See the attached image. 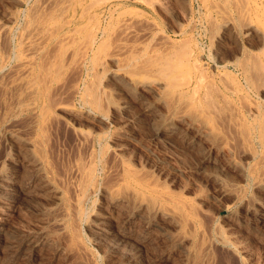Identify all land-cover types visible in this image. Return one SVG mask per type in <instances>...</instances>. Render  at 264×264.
<instances>
[{"label": "bare ground", "instance_id": "1", "mask_svg": "<svg viewBox=\"0 0 264 264\" xmlns=\"http://www.w3.org/2000/svg\"><path fill=\"white\" fill-rule=\"evenodd\" d=\"M10 1L11 5H14L13 8H15L8 17H11V24L0 21V161H2V168L4 167L0 169V202L7 206L10 199L13 200L15 197L22 194H29L31 192L36 193L38 191H40V193H42L41 191H44V193L47 191L50 192L52 204H54L61 212L60 214L63 215V220L60 225L66 233H69L74 246L81 245V242L78 241L79 239H76L81 233L79 230L81 226L84 227L87 224V228L95 229L102 237L109 240L108 242L114 243L113 245L117 247V249H120L118 248L120 246L122 248V245H125L126 248L127 244H132L134 242L131 238L133 230L128 224V226L125 227L117 226V222L121 221L120 218H118L120 221L117 220V216L125 213L127 214L128 220L136 217L139 219L141 218V223L145 227L143 237L146 239L152 240L155 238V240L158 241L157 235L163 234V232L167 230L170 235L176 234L175 237L177 238H175L176 241H174L181 249L179 253H176L178 256L181 253L184 254V256L185 254L191 255L193 250L191 251L190 248L195 244H199L197 250L201 249L205 255L210 254V251H212L211 248L216 244L211 247V243H205V239H208L206 238L208 237L207 235L212 232V220L208 217L210 213H208L209 210H206L207 206H204L206 207L204 208L200 203H197V200V202H195L199 207L192 202L186 201L184 197L187 194H183L185 191L181 190V187H179V189L177 188L176 191V187H173L174 185H172L174 188L172 189L161 176V181H159L158 178L154 179L155 174L152 175L153 179L150 178L151 175L149 173L151 170H149L148 173L150 176L148 174V176L145 175L148 166L144 164L146 170L144 169L145 171L143 172L144 167H139L138 163V167H135L128 161H124L128 159L127 155V159L122 158L123 160L120 161L116 160V156L118 155H114L115 158L109 161L108 152L102 144L106 129L103 131L100 125L102 129H98L99 126L98 128L95 126L97 129L89 128L82 125V122H78L82 119L86 120L93 118V120L97 119V122L99 121L100 123L102 120L105 121L108 117V112L110 113L112 109L119 108V105L115 106L110 100V92L107 90L109 85L105 83L106 80L110 79L113 83L115 81V83H117L116 85L126 86L127 89H135L139 95L149 91L153 85H157L158 87H156L158 89H156L159 91L156 100L157 103L162 104V108L164 106L165 109V113H162L163 118L160 120V122H164L165 127H161L162 129H159V131L163 130L166 133L169 132L174 134L177 131L174 130L175 127L173 123H186L187 127H189L188 129H196V135L192 138L189 137L188 148L200 147L198 143L199 139H208L209 141L207 140V142L210 143L208 144L212 149L216 150V153H221L224 148H229L232 153L237 152L240 155L241 159L239 158V160L241 161L235 165V167L238 168V172L241 173V178L243 177L246 182L248 179L249 183L251 181L256 189L264 190V0H201L202 6L204 5L211 15H221L223 19H221V23H223L222 25L220 24L221 27L218 26L221 31L219 34H216L217 44L215 50L217 53L225 49L223 46L227 43L224 44V42L230 38L229 33L231 30L234 31L236 29L235 31H237V34L240 33L245 42H248L247 45H242L241 47L237 46L240 48L237 50L234 57H230L228 53L229 56L223 58L224 62L219 63V61L214 63L212 70H208L207 67L203 66L194 49L184 37H182L183 39L181 38L180 41V38L178 40L172 39L164 31H160L154 21L145 17V14L149 13L148 6L151 5L149 3H153L151 0L150 2L148 0H9L8 2ZM4 2H6V0ZM182 6L184 5H181V7ZM124 7H128L133 11L128 12ZM230 12H234L235 16H230ZM21 14L23 15V19L20 21L19 18ZM4 16L6 17V15ZM210 18L215 20L212 16ZM207 23L208 25L211 24L209 22ZM172 24L174 25V23ZM138 25L140 26L138 27ZM216 25L219 24L217 23ZM177 26L179 29L177 27L178 30L176 29V34H180L181 36L185 35V28H181L180 25ZM210 26V29L214 27V23ZM214 30H216L215 32L219 31H217V29ZM233 34L235 36V33ZM143 36L149 39L151 38L153 42H143L140 38ZM145 37H143V40ZM191 37H189V39H191ZM149 39L146 41H149ZM229 41L231 42V40ZM235 41V43L240 42L239 39ZM237 45H241V43ZM225 51L228 52L227 50ZM225 51L219 54L222 55ZM234 54L235 53H233V55ZM200 56L199 58H201ZM111 62L116 66L111 67ZM238 75L242 76L243 81ZM113 83H111L112 86L110 84L112 88H114ZM127 89H125L126 92ZM130 89H128L129 92ZM248 89L251 91L253 90L260 100L255 101L253 98H250L247 93L249 92L247 91ZM113 92L111 91V93ZM147 93L146 96L150 94V91L149 94ZM157 94L155 92L156 96ZM136 95L139 97L138 94ZM144 96L145 95H143V97ZM152 97L149 100L155 102V100H153L155 97ZM142 100H139V102ZM127 105H129L128 99L123 106L126 107ZM143 105L144 104L141 105L140 103V106ZM151 106L153 105L151 104ZM128 107L129 106H127V109H130ZM158 107L160 106L154 107V113ZM122 109L125 108L122 107ZM148 112L150 113V111ZM126 114L129 113H125L124 115ZM132 116L134 115L132 114ZM127 118L129 117L127 116ZM125 119L126 118L123 120ZM138 119H140V117ZM89 121L87 123H89ZM77 123L78 125H75ZM162 125L161 123V126ZM159 126L157 127L159 128ZM182 127H184V125ZM124 128L126 127L124 126ZM54 129L55 131L58 130L62 131L64 134H69L80 144L79 146L76 145L77 148L73 146L74 148L71 150L73 151L75 149V151L71 152L70 155L72 156L69 158L70 160L68 162L65 161L67 163L64 167L61 166L62 163L61 165L59 163L62 161L60 160L58 162L57 160V158L60 159V155L57 153L59 157L56 158L57 155L55 156L54 154L56 152L53 151L55 147H53L54 145L52 146L51 143V131ZM183 130L185 129L183 128ZM159 131L157 133H159ZM179 133L180 131L178 134ZM55 134H57V132H55ZM120 136L122 137V135ZM177 136L178 135H176V137ZM183 136H185V134H183ZM131 138L133 137L131 136ZM218 139H220V141ZM53 141L55 140L53 139ZM119 141L118 143L120 144ZM131 143L133 144V141ZM208 144L206 145V143H204L205 146H208ZM110 150L108 149V151ZM230 150L227 151L230 152ZM114 151L112 150V152L110 151L108 154ZM221 154H223V152ZM212 158H216V155ZM235 158H238V156ZM169 160L171 161V159ZM214 160L215 159H213V161ZM140 161L144 163V161ZM207 163L209 162L207 161ZM172 167L171 165V168ZM149 168L150 166L148 169ZM168 170H170L169 167L165 171ZM162 172L159 171L158 173ZM183 172L184 171H182L181 174H183ZM238 172L236 171L234 173L237 174ZM168 174L169 178L171 177L172 181L174 180L175 182L176 176H173L171 172ZM242 181L243 180H241V182ZM208 183L210 182L208 181ZM238 185H241L240 187L242 188V184ZM249 185L248 187H251V184ZM236 189L234 190V194L238 195L240 189ZM180 190L181 193L178 192ZM229 191L231 190L229 189ZM99 192L102 194V205L100 206L99 204V209L95 210L94 208V211L90 212V208L88 209L87 207L89 206L86 207V204L92 200L91 198L95 193ZM220 193H222V191ZM46 194L48 195V193ZM182 194L185 196L183 197ZM215 198H217V196ZM224 198L222 200H224ZM242 198L243 196H241V199ZM193 200H195L194 196ZM206 201L207 200H205V202ZM226 202L228 201L226 200ZM251 204L247 206V209L253 213V211L255 212L256 210V206L255 203ZM259 204L257 206H259ZM90 206H92V204ZM200 206L203 208H200ZM230 206L232 205L230 204ZM230 206L228 205L229 208ZM228 207L226 205L222 207L221 213L229 219L228 226L231 228V230L229 229L231 231L230 234L240 236L245 232L249 233L247 230L251 232L252 228H249L250 225L247 226L243 222L238 221L239 218L236 219V216L230 215L232 211H229V213ZM56 208L53 209L56 210ZM245 221L248 222L247 219ZM257 221H259L257 226L263 228L264 218L258 217ZM225 222L226 220L223 223ZM55 224L56 223H54V225ZM199 226L201 228L200 233L198 230ZM217 226L218 225H216V228ZM61 227L59 229H61ZM152 230H156L158 234L152 235ZM229 230H227L228 233L230 232ZM257 231L258 230H256V233ZM62 235H64V233ZM219 235L221 240L227 242V244L230 242V237L228 238V236L224 235L221 231ZM162 237L161 235L160 239ZM243 239L241 241H243ZM163 240L166 241L162 238L161 241ZM161 241L159 240V243ZM125 242L129 243L125 244ZM213 242L214 241H212V244ZM143 243L142 245H144ZM153 244L154 242L152 245ZM113 245L111 247H114ZM138 245L134 254L141 253V245ZM147 245H151V242ZM196 246L198 245H195V247ZM158 247L160 248V246ZM170 247L166 246L167 255L163 257V259L165 258L167 261L169 259L172 260L174 256H172L171 249L168 251ZM216 247H214V251ZM247 247L245 248L247 249ZM222 250L228 249L225 247V249L222 248ZM216 251L218 252L219 250ZM81 252L83 251L81 250ZM225 252L226 251H224V253ZM237 252H239V249ZM226 253L228 254L230 252L227 251ZM198 254L196 253V255ZM211 254L213 255V253ZM218 254L221 256L220 253ZM200 255L198 256L200 257ZM215 255L216 254L213 255V259L212 257L209 258V255L208 259L207 256H205L207 261L204 260V264H215ZM198 256L197 258H199ZM203 256L201 255L202 259L204 258ZM229 256H231V253ZM133 257L135 258V256ZM190 257L192 258L193 256L191 255ZM201 257L199 258V264H201ZM191 258H189V261ZM135 260L137 261V259ZM192 260L194 261V257L191 259L190 263ZM197 260L195 259L198 263ZM176 261L178 262V260ZM183 261L184 260H182L181 264ZM185 262L183 264H185ZM163 263H165V261Z\"/></svg>", "mask_w": 264, "mask_h": 264}, {"label": "rangeland", "instance_id": "2", "mask_svg": "<svg viewBox=\"0 0 264 264\" xmlns=\"http://www.w3.org/2000/svg\"><path fill=\"white\" fill-rule=\"evenodd\" d=\"M5 0H0V21H4V22H8L11 24V17L8 18L12 12L14 11L15 8H13V6L11 5V1L8 2L9 0H6V2H4ZM147 1V0H146ZM150 2V0H148ZM153 1V3H149L151 5L148 6L149 8V13H146L145 17L149 18L150 20L154 21L156 23V26L157 28L160 30V31H164L166 34H168L172 39H175V40H178L179 38V41L181 40L182 37H184L187 42L190 44V46H192V48L194 49L198 59L200 60V62L203 64L204 67H207L208 70H212V68L214 67V63H222L224 62V59L223 58H226L228 55V53L230 54V57H234L237 53V50L242 46V45H247L248 42L246 43L243 36L238 33L237 34V31H233L231 30V32L229 33V39L227 41L224 42L227 43L223 46V51L227 50L228 52L225 51L222 57L221 54L219 53H222V52H219L217 53L216 50H215V46H216V38H217V35L216 34H219V32L221 31L220 27L223 23H221V19H222V16L221 15H215V14H210V12L208 11V9H206V7L203 5L202 6V2L201 0H151V2ZM158 1V2H157ZM172 1V2H171ZM178 1V2H177ZM182 1V2H181ZM3 2V3H2ZM174 2V3H173ZM177 2V3H176ZM161 3V4H160ZM181 3V4H180ZM183 3V4H182ZM179 4V5H178ZM153 5V6H152ZM181 5H184L181 7ZM4 6V7H3ZM153 7V8H152ZM185 7V8H183ZM3 8V9H2ZM8 8V10H7ZM125 9H127L128 12H131L133 11L132 9H129L128 7H124ZM163 8V9H162ZM165 8V9H164ZM11 9V10H10ZM157 9V10H156ZM167 9V10H166ZM189 9V10H188ZM10 10V11H9ZM163 10V11H162ZM166 10V11H165ZM170 10V11H169ZM7 11V12H6ZM12 11V12H11ZM158 11V12H157ZM187 11V13H186ZM198 11V12H197ZM5 14H4V13ZM11 12V13H9ZM163 12V13H162ZM174 15H172V14ZM185 13V14H184ZM230 16L234 17L235 16V13L234 12H230ZM9 14V15H8ZM233 14V15H232ZM3 15V16H2ZM6 15V17L4 16ZM8 15V16H7ZM187 15V16H185ZM215 15V16H214ZM182 16V17H180ZM193 18H192V17ZM213 17L215 18L212 19L210 17ZM5 19H3V18ZM23 15L21 14L20 15V21L23 19L22 18ZM172 17V18H171ZM8 18V19H6ZM177 18V19H176ZM179 18V19H178ZM183 18V19H182ZM217 18V19H216ZM236 18V17H235ZM10 19V20H9ZM191 20V21H190ZM223 20V19H222ZM211 23L210 25H213L214 23V27H212L210 29V25H208V23ZM171 22V23H170ZM181 22V23H180ZM223 22V21H222ZM13 23V22H12ZM174 23V25L172 24ZM180 23V24H179ZM219 24V25H216V24ZM183 24V25H182ZM221 24V25H220ZM172 25V27H171ZM177 25H180L181 28H185L184 30L186 31L185 35H180V34H176V29H177ZM140 25H138L139 27ZM184 26V27H183ZM210 26V27H209ZM220 26V27H218ZM142 27V26H141ZM171 27V28H169ZM198 27V28H197ZM238 27V25H237ZM179 29V27H178ZM177 29V30H178ZM214 29H217L218 32H215L216 30ZM206 30V31H205ZM214 32L212 33L211 32ZM214 30V31H213ZM235 33V36L234 34ZM210 34V35H208ZM233 34V36H232ZM190 35V36H189ZM241 35V36H240ZM191 37V39H189V37ZM210 38H209V37ZM213 36V37H212ZM216 36V37H215ZM145 37V36H143ZM143 37H140L141 40L145 43H150L153 42V40H151V38H147L143 40ZM188 37V38H186ZM237 37H240V38H237ZM212 38V39H211ZM234 40H232V39ZM242 38V39H241ZM149 41H146L148 40ZM183 39V38H182ZM240 42H237L235 43L236 40ZM189 40V41H188ZM192 40V41H191ZM214 40V41H213ZM231 40V42L229 41ZM244 40V42H243ZM195 42V43H194ZM241 45H237V44H240ZM196 44V45H195ZM197 46V48H196ZM213 46V47H212ZM226 46V47H225ZM231 46V47H230ZM237 46H240V47H237ZM237 47V48H236ZM227 48V49H226ZM213 49V50H212ZM232 49V51H231ZM233 53H235L233 55ZM212 54V55H211ZM201 55V56H200ZM219 55V56H218ZM226 55V56H224ZM199 56L201 58H199ZM219 57V58H218ZM222 57V58H221ZM226 60V59H225ZM114 67L116 65L113 64V62H111V67ZM233 67V66H232ZM240 77V79L243 81L242 79V76L241 75H238ZM113 83L112 80H106L105 83L107 85H109L107 87V90L110 92V100L111 102L117 106L119 105V108L118 109H112L111 112L107 114V120L105 119L102 120L100 123L99 121L97 122V119H94L93 118H90V119H82L80 120L78 123L82 122L81 124L82 125H85L86 127H89V128H94V129H97L98 126L100 125L102 128H103V131L104 129L105 130V133H104V138L102 140V144H103V147L106 149V151L108 153H110V151L112 152V150L114 151L113 153L111 154H108V159L109 161H111L112 158H115L114 155H118L116 156V160H123L122 158H126L128 157L127 160H124V161H128L130 164L134 165L135 167H144L143 168V172L146 170L145 169V165H147L148 167L150 166V168L148 169L147 167V172L145 175H147L149 173V170L150 171V175L152 177L153 174H155V178H158L159 181L162 180V178L165 180V182L168 183L169 187L171 186L172 189H174L173 187H176V191H177V188L179 189V187H181V190L185 191L183 192V194H187L186 196L183 195V197L185 198L186 201L188 202H192L194 203V205H197V203H200L203 207L204 206H207L204 207L206 208V210H209L208 213H210L208 215V217L212 220V223H211V228H212V232H210L209 235H207L208 239H205V243H211V247L214 245L210 251L211 253L214 254H218L220 253L221 256H219V254L216 256L215 255V261L216 263L218 264H264V227L263 228H260L259 226H257V224H259V221H257L258 217L259 218H264L263 214H264V190H258L254 187V185L252 184V182L250 181L249 183V180L247 179V182L244 181V178L240 175L241 173L238 172V168L235 167V165H237L241 160H239L240 158V155L237 153V152H234L232 153L231 150L229 148H224L222 149L223 151V154H221L220 152L219 153H216V150L212 149L210 147V143L207 142L208 139H199L198 143L200 145V147H196V148H191L189 147L188 148V141L190 140V138H192L193 136L196 135V129L194 128H190L188 129L189 127H187L186 123H173V126L175 127L174 130L177 131L176 133H169V132H164L163 130H160L159 129H162L161 127H165L164 125V122H160V120L163 118L162 116V113H165V109H164V106L162 108V104L160 103H157V97H158V91L157 90L158 86L156 87L155 85H153L151 87V89L149 90L150 91V94H149V91H147L146 93L149 94L146 96V93H143L142 95H139V93L135 90V89H130V92L129 90L127 89L126 86H123V85H116L117 83H113V87L112 88V84L110 86V84L107 83ZM115 85V86H114ZM119 86V87H118ZM123 86V87H122ZM124 89H127V93L125 91V89L123 90L122 88ZM118 88V90H117ZM153 88V89H152ZM157 88V89H156ZM116 89V90H115ZM122 89V90H120ZM157 91H156V90ZM153 90V91H152ZM157 94V96L155 95V92ZM111 91L113 93H111ZM119 91H122V92H119ZM152 91V92H151ZM249 92L248 95L250 96V98H253V100H257L259 101L260 99H258V96H256L257 94L252 90H247ZM126 92V94H125ZM137 92V93H136ZM154 92V93H153ZM254 92V93H252ZM117 93V95H116ZM138 94L139 97L136 95ZM154 94V95H153ZM127 95V96H126ZM143 95H145V99L143 97ZM155 97L153 100H155V102H153L152 100H149L151 97ZM126 97V98H125ZM128 97V98H127ZM132 97V98H131ZM152 97V98H153ZM125 99V100H124ZM129 101V106L128 108L130 109H127V106H123V104L125 103V101ZM143 99V100H142ZM122 100V101H121ZM139 100H142L139 102ZM120 101H121V104H120ZM132 101V102H131ZM145 103H144V102ZM148 103H147V102ZM124 102V103H123ZM132 103V104H130ZM137 103V104H136ZM140 103L141 105L144 104L143 106H140ZM151 104L153 106H151ZM158 104V105H157ZM121 105V106H120ZM146 105V106H145ZM149 105V106H148ZM135 106V107H134ZM151 106V107H150ZM157 106H160L157 108L156 112L154 113V110L155 108L154 107H157ZM125 108V109H122ZM121 108V109H120ZM144 109V110H143ZM152 109V110H151ZM117 110V111H116ZM120 112H119V111ZM124 110V111H123ZM143 110V111H142ZM160 110V111H159ZM162 110V111H161ZM164 110V111H163ZM115 111V112H114ZM124 113H122V112ZM135 111V112H134ZM143 113H142V112ZM150 111V113L148 112ZM153 111V112H152ZM114 114H113V113ZM117 112V113H116ZM148 112V113H147ZM152 112V113H151ZM160 112V113H159ZM125 113H129V114H126L124 115ZM134 116H132V114ZM141 113V115H140ZM145 113V114H144ZM147 113V114H146ZM110 114V115H109ZM119 114V115H118ZM122 114V115H120ZM131 114V115H130ZM137 114V115H136ZM150 114V116H149ZM92 115V114H91ZM90 115V116H91ZM118 115V116H117ZM136 115V117H135ZM144 115V116H143ZM153 117H152V116ZM160 115V116H159ZM112 116V117H111ZM127 116L129 118H127ZM132 116V117H131ZM155 116V117H154ZM157 116V118H156ZM122 117V118H121ZM132 119H131V118ZM140 117V119H138ZM147 117V118H146ZM149 117V118H148ZM158 117H161V118H158ZM119 118V119H118ZM124 118H126L125 120H123ZM137 118V119H135ZM143 118V119H142ZM151 118V119H150ZM156 118V119H155ZM112 119V120H111ZM129 119V120H128ZM142 119V120H141ZM159 119V120H158ZM89 120V123H87ZM93 120V121H92ZM96 120V121H95ZM120 120V121H119ZM123 120V121H122ZM128 120V121H126ZM140 120V121H139ZM151 120V121H150ZM85 121V122H84ZM104 121V122H103ZM107 121V122H106ZM126 121V122H125ZM140 123H139V122ZM93 122V123H92ZM97 122V123H95ZM133 122V123H131ZM159 122V123H158ZM75 124V125H78ZM84 123V124H83ZM86 123V124H85ZM103 125H102V124ZM137 123V124H135ZM161 123L163 124L161 126ZM90 124V125H89ZM94 126H93V125ZM106 124V125H105ZM130 124V125H129ZM133 124V125H132ZM179 124V125H178ZM182 124V125H180ZM88 125V126H87ZM92 125V126H91ZM127 125V126H126ZM138 125V126H137ZM147 125V127H146ZM160 125V126H159ZM177 125V126H176ZM184 125V127H182ZM97 128H96V127ZM99 126L98 129H102L101 127ZM124 126L126 128H124ZM129 126V128H128ZM134 126V127H133ZM159 126V128L157 127ZM181 126V127H180ZM133 127V128H132ZM146 127V128H145ZM150 127V128H149ZM187 127V128H185ZM128 128V129H127ZM156 128V129H155ZM181 128V129H180ZM183 128L185 130H183ZM117 129V131H116ZM131 129V130H129ZM135 129V130H134ZM148 129V130H147ZM123 130V131H122ZM135 132H134V131ZM180 131V133L178 134V132ZM188 130V131H187ZM120 131V132H119ZM159 131V133H157ZM163 131V132H162ZM55 134V132H57V134ZM61 132V133H59ZM107 132V133H106ZM126 132V133H125ZM132 134H131V133ZM139 132V133H138ZM184 132V133H183ZM194 132V133H193ZM60 135H59V134ZM137 133V135H136ZM155 133V134H154ZM166 135H165V134ZM190 133V134H189ZM126 134V135H125ZM171 134V135H170ZM173 134V136H172ZM183 134H185V136H183ZM189 134V135H188ZM193 134V135H191ZM113 135V136H112ZM122 135V137L120 136ZM134 135V136H133ZM175 135V136H174ZM176 135H178L176 137ZM53 136V138H52ZM131 136L133 138H131ZM163 136V137H161ZM167 136V137H165ZM172 136V137H170ZM139 139H138V138ZM169 137V138H168ZM182 137V138H180ZM190 137V138H189ZM74 137H71L69 134H64L62 131H58L55 129L51 131V143H52V146L55 147L53 148V151L56 152L54 153L55 156L57 155H60V157L57 155V157H59L60 159L57 158L58 162L61 160L62 162H59L60 165L62 163V167H64L66 165V163L70 160L69 158L72 156L70 155L71 152L75 151V149L72 151L71 149H73L74 147L79 146V142L76 140L73 139ZM159 138V139H158ZM166 140H165V139ZM174 138V139H173ZM177 138V139H176ZM184 138V139H183ZM53 139L55 141H53ZM61 139V140H60ZM68 142H67V140ZM126 139V140H125ZM133 139H136V140H133ZM161 139V140H160ZM181 139V140H180ZM57 140V141H56ZM60 140V141H59ZM106 140V141H105ZM120 140V141H119ZM124 140V141H123ZM130 140V141H129ZM155 140V141H154ZM167 142H165V141ZM172 140V141H171ZM176 140V141H174ZM184 140V141H183ZM220 141V139H218ZM71 143H70V142ZM74 141V142H73ZM118 141L120 142V144L118 143ZM133 141V144L131 143ZM186 141V142H185ZM206 141V142H205ZM209 141V140H208ZM217 141V140H216ZM55 142V143H54ZM63 142V143H62ZM105 142V144H104ZM113 142V143H112ZM124 142V143H122ZM127 144H126V143ZM147 142V143H146ZM158 142V143H157ZM174 144H173V143ZM206 143V145L208 144V146H205L204 143ZM218 142V141H217ZM54 143V144H53ZM75 145H74V144ZM117 143V144H115ZM130 143V144H129ZM201 143V144H200ZM57 144V145H56ZM67 144V145H66ZM130 146H129V145ZM139 144V145H138ZM142 144V145H141ZM166 144V145H165ZM70 145V146H68ZM72 145V146H71ZM109 145V147H108ZM153 145V146H152ZM157 145V146H156ZM165 145V146H164ZM68 146V147H67ZM74 146V147H73ZM127 146V147H126ZM129 146V147H128ZM134 146H135V149H134ZM61 147V149H60ZM67 147V148H65ZM149 147V148H148ZM158 147V148H157ZM186 147V148H185ZM204 147V148H203ZM209 147V148H208ZM77 148V147H76ZM110 151H108V149ZM123 148V149H122ZM137 148V149H136ZM142 148V149H141ZM56 149V151H55ZM70 149V150H69ZM119 149V150H118ZM139 149V150H138ZM152 151H151V150ZM162 149V150H161ZM201 149V151H200ZM209 151H208V150ZM230 150V152H228ZM117 150V151H116ZM141 150V151H140ZM144 150V151H143ZM155 150V151H154ZM195 150V151H194ZM69 151V152H68ZM120 151V152H118ZM132 151V152H131ZM160 151V152H159ZM186 151V152H185ZM206 151V152H205ZM226 153H225V152ZM65 154H64V153ZM116 152V153H115ZM140 152V153H139ZM190 152V153H189ZM202 152V153H201ZM212 152V153H211ZM229 154H228V153ZM60 153V154H59ZM69 153V154H68ZM161 153V154H160ZM188 153V154H187ZM68 154V155H67ZM73 154V153H72ZM155 156H154V155ZM158 154V155H157ZM164 154V155H163ZM187 154V155H186ZM220 154V155H219ZM227 154V156H226ZM234 154V155H233ZM70 155V156H69ZM110 155V157H109ZM127 155V157H126ZM129 155V156H128ZM134 155V156H133ZM144 155V156H143ZM146 155V156H145ZM157 155V156H156ZM205 155V156H204ZM216 155V158H212V157H215ZM218 155V156H217ZM63 156V158H62ZM65 156V157H64ZM113 156V157H111ZM133 156V157H132ZM149 156V157H148ZM154 156V157H153ZM167 156V157H166ZM183 156V157H182ZM209 156V157H208ZM234 156V157H233ZM238 158H235L237 157ZM68 157V158H67ZM158 157V158H157ZM160 157V159H159ZM162 157V158H161ZM170 157V158H169ZM211 157V158H210ZM227 157V159H226ZM119 158V159H117ZM145 158V159H144ZM150 158V159H149ZM152 158V159H151ZM167 158V159H166ZM224 158V159H223ZM230 158V159H229ZM63 159V160H62ZM144 161V163H142L140 160ZM158 159V160H157ZM163 159V160H162ZM171 159V161L169 160ZM213 159H215L213 161ZM226 159V160H225ZM241 159V158H240ZM148 160V161H147ZM152 160V161H151ZM156 160V161H155ZM218 160V161H217ZM223 160V162H222ZM225 160V161H224ZM67 161V162H65ZM114 161V159H113ZM140 161V162H139ZM170 161V162H169ZM207 161L210 163H207ZM212 161V162H211ZM235 161V163H234ZM63 162H64V165H63ZM134 162V163H133ZM136 162V163H135ZM150 162V163H149ZM158 162V163H157ZM215 162V163H213ZM225 162V163H224ZM137 163H138V166H137ZM142 163V164H140ZM154 163V164H153ZM205 163V164H204ZM224 163V164H222ZM136 164V165H135ZM140 164V165H139ZM145 164V165H144ZM153 164V165H151ZM161 164V165H159ZM166 166H165V165ZM169 164V165H168ZM173 166L171 168V165ZM223 167H222V165ZM176 165V166H174ZM226 165V166H225ZM232 165V167H231ZM160 166V167H159ZM162 166V167H161ZM61 167V168H62ZM153 169H152V168ZM156 167V168H155ZM164 167V168H163ZM169 167L170 170L168 171H165L167 170ZM198 169H197V168ZM228 167V168H227ZM234 167V168H233ZM4 168V167H3ZM2 168V161H0V169H3ZM160 168V169H159ZM174 168V169H173ZM177 168V169H176ZM200 168V169H199ZM223 168H226V169H223ZM232 168V169H231ZM145 169V170H144ZM155 169V170H154ZM159 169V170H158ZM164 169V170H163ZM180 173H179V171ZM175 170V171H174ZM230 170V171H229ZM162 172V173H158V172ZM173 171V172H172ZM183 172V174H181V172ZM189 171V172H188ZM196 171V172H195ZM238 172L237 174L234 173V172ZM165 172V173H164ZM172 173L173 176H176L175 178V182L174 180L172 181L171 177L169 178V174L168 173ZM178 172V173H177ZM188 172V173H187ZM210 172V173H209ZM217 172V173H216ZM230 172V173H229ZM158 173V175H157ZM177 173V175H176ZM186 173V174H184ZM207 173V174H205ZM148 174V175H149ZM160 174H164L163 176L160 175ZM178 174H179V177H178ZM189 174V175H188ZM193 174V175H192ZM205 174V175H204ZM235 174V175H234ZM147 175V176H148ZM149 175V176H150ZM187 175V176H186ZM191 175V176H190ZM203 175V176H202ZM213 175V176H212ZM219 175V176H218ZM162 178H161V177ZM165 176V177H164ZM195 176V177H194ZM198 176V177H197ZM208 178L206 179L205 178ZM221 176V178H220ZM240 176V177H239ZM161 178V179H160ZM199 178V180H198ZM201 178V179H200ZM211 178V179H210ZM215 178V179H214ZM224 178V179H223ZM243 180L241 182V180ZM168 179V180H167ZM178 179V180H177ZM181 179V181H180ZM222 179V180H221ZM163 180V181H164ZM167 180V181H166ZM183 180H184V183H183ZM179 181V183H178ZM208 181L210 183H208ZM216 181V182H215ZM220 181V182H218ZM234 181V182H233ZM213 182V183H212ZM231 182H232V185H234L236 187V184H237V187L236 188H239V194L238 195H235L234 194V190L236 189L234 186L231 185ZM244 182V183H243ZM170 183V184H169ZM182 183V184H181ZM187 183V184H186ZM194 183V184H193ZM218 183V184H217ZM235 183V184H234ZM185 184V185H184ZM201 184V185H200ZM211 184V185H210ZM238 184H242V188L238 185ZM246 184V185H245ZM249 184H251V187H248L250 186ZM172 185H174L172 187ZM181 185V186H180ZM230 185V186H229ZM253 185V187H252ZM178 186V187H177ZM185 189H184V187ZM215 186V187H214ZM227 186V188H226ZM233 189H231V188ZM247 187V188H246ZM226 188V190H225ZM255 188V189H254ZM223 189V190H221ZM229 189L231 191H229ZM244 189V190H243ZM246 189V190H245ZM181 190L178 191L179 193H181ZM212 190V191H211ZM237 190V189H236ZM257 192H255V191ZM197 191V192H196ZM222 191V193H220ZM242 191V192H241ZM262 193H260V192ZM40 193V191H38ZM38 192H31L29 194H22V195H19L18 197H15L13 200L10 199L7 203V206H5L4 204H2L0 202V264H181L182 260L183 263L185 262V264H189L191 259H193L194 257V261L192 260V262L190 264H199V258L201 257V255L204 257L202 259L201 257V264H204V260L207 261L208 259V255L210 256L209 258L212 257V259L214 258L213 255L210 253L208 255H205L203 254V251L200 249V250H197V248H199V244H195V245H198L195 247V245H193L190 250L193 252H191L192 254V258L190 257L191 255L190 254H179V256L176 254V253H179V251H181V249L177 246L176 244V239L177 237L176 234H171L169 233V231L167 230L166 232H163V234H158V232L156 230H152L151 233L152 235H157V239H159L161 241V239H167L166 241H161L159 243V240H155L152 239H146L144 238L143 234H144V230H145V227L143 226V224L141 223V218L139 219L138 217L136 218H131L128 220L127 218V214L125 213H122V214H119L117 216V220L121 221L120 222H117V226L119 227H125V226H130V228L133 230L132 232V240L134 241L132 244L129 243V242H125L126 243H129L127 244L128 247L130 248L131 245L132 247L129 249L126 245V248H125V245H122V248L121 246L118 247L120 249H117V247H115L112 243V242H108L109 240H106V238L102 237L101 234L99 232H97L95 229H91V228H87V224L79 229L80 230V235H78V238L76 240L80 241L81 242V245L79 246H74V243L73 241L71 240V237L69 236V233H66L64 231V229L61 227L60 223L62 222L63 220V215L60 214L61 212L59 211L58 208H56V206L54 204H52V197L51 196V193L50 192H45L44 191H41L42 193H38ZM243 192H244V195H243ZM249 192V193H248ZM1 193V191H0ZM48 193V195L46 194ZM221 195H220V194ZM229 193V194H228ZM232 193V195H231ZM34 194V195H33ZM39 194V195H38ZM45 196H44V195ZM99 194V195H98ZM199 194V195H197ZM218 194V195H217ZM228 194V196H227ZM250 194V195H249ZM253 194V195H252ZM260 194V195H259ZM28 195V196H27ZM41 195V196H40ZM234 195V196H233ZM240 195V196H239ZM263 195V196H262ZM94 196V197H93ZM92 196V200H90L87 204H86V207L89 209L90 212L94 211L93 209L95 208V210L99 209V204L100 206L102 205V194L101 192L99 193H95L94 195ZM193 196H194V199L193 200ZM201 196V197H200ZM211 196V197H210ZM217 196V198H215ZM220 196V197H219ZM222 196V197H221ZM227 196V197H226ZM241 196H243V198L241 199ZM254 196H257V197H254ZM46 197V198H45ZM49 197H50V200H49ZM100 197V198H99ZM187 197V198H186ZM192 197V198H190ZM225 197V198H224ZM233 197V198H232ZM20 198V199H19ZM35 198V199H33ZM202 198V199H201ZM215 198V199H214ZM224 198V200H222ZM236 198V199H235ZM253 198H257V199H253ZM192 199V201H191ZM201 201H200V200ZM207 200L205 202V200ZM220 199V200H219ZM251 199V200H250ZM13 202H12V201ZM49 200V201H48ZM197 200V201H196ZM218 200V201H217ZM226 200L228 202H226ZM236 200V201H235ZM240 200V201H239ZM243 200V201H242ZM51 201V203H50ZM94 201V202H93ZM100 201V202H99ZM196 201V202H195ZM210 201V202H209ZM220 201V202H219ZM242 201V202H241ZM255 201V202H254ZM17 202V203H16ZM19 202V203H18ZM48 202V203H47ZM93 202V203H92ZM99 202V203H98ZM226 202V203H225ZM250 202V203H249ZM12 203V204H11ZM50 203V204H49ZM214 203V204H212ZM232 206H230V204ZM253 204L255 203V206H256V210L255 212L253 211H250L247 209V206L249 204ZM257 203V204H256ZM260 203V204H259ZM11 206H10V205ZM49 204V205H47ZM52 204V205H51ZM92 204V206H90ZM251 204V205H252ZM259 204V206H257ZM263 206H262V205ZM221 205V206H219ZM224 205V206H223ZM225 205L228 207V205L230 206V208L228 207V212L229 211H232L230 213V215L232 216H236L235 218L238 219V221L240 222H243L244 224H246L247 226H249V228L251 227L252 228V231H248L249 233H243L242 235H234V234H230L231 233V228L228 226L229 225V219H227V217H225L222 213H221V210H222V207H225ZM246 205V206H245ZM202 206H200V208H203ZM219 208H218V207ZM243 206V207H242ZM9 209H8V208ZM19 207V208H18ZM199 207V206H198ZM5 208V209H4ZM53 208H56L53 209ZM263 208V209H262ZM4 209V210H3ZM245 209V210H244ZM3 210V212H2ZM212 213H211V211ZM242 210V211H241ZM262 210V211H261ZM53 211V212H52ZM219 211V212H218ZM245 211V212H244ZM248 211V212H247ZM58 212H59V216H58ZM248 213H249V216H248ZM126 216H125V215ZM212 214V215H211ZM222 216H220V215ZM40 215V216H39ZM52 215V216H51ZM214 215V216H213ZM216 215V217H215ZM238 215V216H237ZM258 217H257V216ZM262 215V216H261ZM54 216V217H53ZM123 216V217H122ZM244 216V218H243ZM247 216V218H246ZM255 216V217H254ZM51 217V218H50ZM214 217V218H213ZM59 218V219H58ZM120 218V219H118ZM138 218V219H137ZM213 218V219H212ZM224 220H223V219ZM243 218V219H242ZM249 218V219H248ZM207 219V218H206ZM220 219V220H219ZM248 220V222H246L245 220ZM116 220V221H117ZM125 220V221H124ZM139 222H138V221ZM208 220V219H207ZM226 220L225 223H223L224 221ZM228 220V221H227ZM244 220V221H243ZM48 221V222H47ZM135 221V222H134ZM255 221V222H254ZM56 223L54 225V223ZM124 222V223H123ZM133 222V224H132ZM253 222V223H252ZM130 223V224H129ZM141 225H140V224ZM223 223V224H221ZM58 224V225H57ZM120 224V225H119ZM128 224V225H127ZM135 224V225H134ZM49 225V226H48ZM52 225V226H51ZM216 225L217 228H216ZM224 225V226H223ZM227 225V226H226ZM39 226V227H38ZM61 229H59L60 227ZM132 226V227H131ZM143 226V227H142ZM223 226V227H222ZM253 226V227H252ZM54 227V228H53ZM87 229H86V228ZM84 228V229H83ZM137 228V229H136ZM224 228V229H223ZM248 228V227H247ZM254 228H258V229H254ZM93 231H91V230ZM139 229V230H138ZM142 229V230H141ZM219 229V230H217ZM230 229V230H229ZM199 230V233L201 231V228L199 226L198 228ZM215 230V231H214ZM226 230V231H225ZM229 230L230 232L228 233ZM256 230L257 233H256ZM262 230V231H261ZM45 231V232H44ZM88 231V232H87ZM142 231V232H141ZM144 231V232H143ZM222 232L224 233V235L228 236V238L230 237V242L227 244V242L221 240L220 238V235H219V232ZM141 232V233H140ZM156 232V233H154ZM64 233V235H62ZM87 233V234H86ZM97 233V234H95ZM140 233V234H139ZM213 233V234H212ZM66 234V235H65ZM100 234V235H98ZM216 234V235H215ZM249 234V236H248ZM252 234V235H251ZM89 235V236H88ZM140 235V236H139ZM163 236L161 239H160V236ZM230 235V236H229ZM233 235V236H231ZM246 235V236H244ZM254 235V236H253ZM258 235V236H256ZM260 235V236H259ZM68 236V237H67ZM84 236V237H83ZM88 236V238H87ZM100 236V237H99ZM135 239H134V237ZM168 236V237H167ZM211 236V237H209ZM215 236V237H214ZM239 236V237H238ZM252 238H251V237ZM53 237V238H52ZM95 237V238H94ZM99 239H98V238ZM218 237V238H216ZM232 237V238H231ZM250 237V238H249ZM254 237V238H253ZM65 238V239H64ZM141 238H142V241H141ZM171 241H170V239ZM174 238V239H173ZM211 238V239H210ZM216 240H214V239ZM237 238V239H236ZM244 238V239H243ZM42 239V240H41ZM70 239V240H69ZM145 239V240H144ZM173 239V240H172ZM243 239V241H241ZM34 240V241H33ZM108 242H106V241ZM148 240V241H146ZM154 240V241H153ZM175 240V241H174ZM221 240V241H219ZM239 242H238V241ZM42 241V242H41ZM65 241V242H64ZM77 241V242H78ZM111 241V240H110ZM170 241V242H168ZM174 241V242H173ZM207 241V242H206ZM212 241L213 244H212ZM235 241V242H234ZM41 242V243H40ZM75 242V241H74ZM76 242V244H77ZM79 242V244H80ZM102 242V243H101ZM106 244H105V243ZM144 242V243H143ZM151 242V245L152 243L154 242V244L151 246V245H147V244H150ZM156 242V243H155ZM158 242V243H157ZM165 242V243H164ZM253 242V243H252ZM50 245H49V244ZM64 243V244H63ZM91 243V244H90ZM96 243V244H95ZM100 243V244H99ZM136 243V244H135ZM142 243L144 245H142ZM163 243V244H162ZM169 243V245H168ZM235 243V244H234ZM248 243V244H247ZM108 244V246H107ZM141 245V253L140 254H134L137 250V245ZM155 244H160L158 246H160V248L155 245ZM171 247L169 248L168 251H170L171 249V252H172V260L169 259L167 261V259H163V257H165L167 255V249L166 246ZM221 244V245H219ZM225 244V245H224ZM242 247H241V245ZM63 245V246H62ZM65 245V246H64ZM114 246V247H111V246ZM138 245V246H139ZM209 245V244H208ZM224 245V246H223ZM227 245V246H226ZM248 245V247H247ZM81 246V247H80ZM164 246V247H163ZM175 246V247H174ZM217 246V247H216ZM225 249H228V250H222V248ZM250 246V247H249ZM39 247V248H38ZM80 247V248H79ZM83 247V248H82ZM111 247V248H110ZM135 247V248H133ZM214 247H216L215 251L216 250H219L218 252L214 251ZM233 247V248H232ZM247 247V249L245 248ZM64 248V249H62ZM67 248V249H66ZM124 248V249H123ZM152 250H151V249ZM158 248V249H157ZM163 248V249H162ZM173 248V249H172ZM176 248V249H175ZM179 248V249H178ZM218 248V249H217ZM221 248V249H220ZM126 249V250H125ZM128 249V250H127ZM162 249V250H161ZM165 249V250H164ZM236 251H235V250ZM239 249V252H237ZM78 250V251H77ZM81 250L83 252H81ZM116 250V251H115ZM124 250V251H123ZM154 250V251H153ZM232 250V251H230ZM245 250V251H244ZM86 251V253H85ZM113 251V252H112ZM123 251V252H122ZM162 251V252H161ZM197 251V252H196ZM202 251V252H201ZM224 251H229L231 253V256L230 253H224ZM242 251V252H240ZM244 251V252H243ZM116 252V253H115ZM149 252V253H148ZM153 252V253H152ZM165 252V253H164ZM199 252V254H198ZM202 254H201V253ZM79 253V254H78ZM88 253V254H87ZM120 253V254H119ZM159 253H160V256H159ZM164 253V254H163ZM196 253L198 255H200V257L198 255H196ZM242 253V254H240ZM123 254V255H122ZM131 256H130V255ZM134 254V255H132ZM142 254H143V258H142ZM155 254V255H154ZM176 254V256H175ZM224 254V256H223ZM240 254V255H239ZM91 255V256H90ZM164 255V256H163ZM196 255V257H195ZM236 255V256H235ZM127 256H130V257H127ZM135 256V258L133 257ZM138 256V257H137ZM141 256V257H140ZM179 258H178V257ZM181 256V257H180ZM197 256L199 258H197ZM205 256H207V259H205ZM223 256V257H222ZM229 256V257H228ZM239 256V257H238ZM147 257V258H146ZM162 259H161V258ZM218 257V258H216ZM231 257V258H230ZM233 257V258H232ZM236 257V259H235ZM140 258V259H139ZM156 258V259H154ZM177 258V259H176ZM186 258V259H185ZM189 258L190 261H189ZM221 258V260H220ZM240 258V259H239ZM245 258V259H244ZM137 259V261L135 260ZM175 259V260H174ZM195 259L198 261V263L195 261ZM219 261H218V260ZM228 259V260H227ZM238 259V260H237ZM132 260V261H131ZM143 260V261H142ZM145 260V261H144ZM153 260V261H152ZM158 260V261H157ZM174 260V261H173ZM178 260V262L176 261ZM181 260V261H179ZM236 260V261H235ZM241 260V261H240ZM245 260V261H244ZM141 261V262H140ZM161 261V262H159ZM165 261V263H163ZM167 261V262H166ZM172 261V262H170ZM189 261V262H188ZM203 261V263H202ZM231 261V262H230ZM233 261V262H232ZM239 261V262H238ZM243 261V262H242ZM143 262V263H142ZM158 262V263H157ZM196 262V263H195ZM221 262V263H220ZM228 262V263H227ZM182 263V264H183ZM215 263V264H216Z\"/></svg>", "mask_w": 264, "mask_h": 264}]
</instances>
